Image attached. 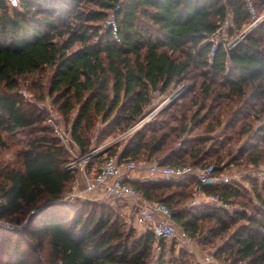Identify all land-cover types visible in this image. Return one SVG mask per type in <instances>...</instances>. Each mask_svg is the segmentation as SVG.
I'll return each instance as SVG.
<instances>
[{"label": "trees", "instance_id": "16d2710c", "mask_svg": "<svg viewBox=\"0 0 264 264\" xmlns=\"http://www.w3.org/2000/svg\"><path fill=\"white\" fill-rule=\"evenodd\" d=\"M22 2L21 9L0 11V146L2 132L38 127L41 133L19 152L21 167L0 170V264H41L42 254L48 264H148L155 248L150 230L130 244L133 232L125 233L109 203L87 208L64 199L75 178L65 167L68 152L44 126L45 114L19 93L22 77L51 69L49 95L56 96L63 116L78 107L71 135L87 152L86 133L99 117L100 146L148 115L152 92L172 98L199 69L200 84L190 83L127 141L97 159L123 146L121 161L214 165L217 178L244 166V159L255 168L264 165V21L232 49L219 42L210 57L227 9L235 23L229 36L253 22L243 0ZM253 2L260 16L264 0ZM89 3L97 8L86 7ZM115 10L119 41L105 26ZM250 100L260 102L253 110L255 125L243 121ZM129 183L142 197L172 209L178 226L193 238L202 236V248L216 247L217 256L230 264H264V184H254L250 192L233 181L203 187L228 206L239 205L230 211L190 206L198 192L193 176ZM226 235V242H215ZM167 249L173 254L169 264H191L173 243H163L154 264H166Z\"/></svg>", "mask_w": 264, "mask_h": 264}, {"label": "built area", "instance_id": "2783aa9c", "mask_svg": "<svg viewBox=\"0 0 264 264\" xmlns=\"http://www.w3.org/2000/svg\"><path fill=\"white\" fill-rule=\"evenodd\" d=\"M22 1L23 0H0V11L3 6L8 7L10 11L21 9ZM243 1L248 13L253 19V22L243 30H252L262 22L263 17L257 16L253 0ZM119 7L118 5L116 10H118ZM116 10L111 12V15L108 16L105 26L113 30L116 40L119 41L117 35ZM231 28H235V23L231 10L227 9L225 20L221 23L218 32L212 38L214 46L210 53L211 58L214 55L218 43L221 42L220 38L218 42L214 40ZM247 32L242 33L233 42L228 44L230 48L240 42ZM159 111V107L151 110L148 115L130 128L124 135L131 134L139 127L145 125L153 119ZM54 127L58 139L70 153L75 155V149L71 146V144H75V142L71 138L70 133L63 131V129L56 124ZM121 152L122 151H119L112 156L103 158L101 162L94 163L92 167L91 163H89L90 155L76 157L73 162L67 163L65 167L75 173L76 180L72 190L66 195L65 199L73 201L90 199L98 203H120L127 201L133 209L134 224L142 227L144 230H150L152 232L155 241L156 256L163 249V243H173L178 251L184 250L190 255H195L193 237L176 224L173 218L175 212L164 203L151 201L142 197L139 192L130 185L129 180H132V174L143 169L149 172L150 178L154 179L158 177L164 181H178L193 176L197 179V190L199 193L204 192L203 187L206 186L210 180H213V184L219 181L230 183L231 180L224 176L217 178L215 176L214 165L192 167L167 166L160 165L157 162L144 161L139 163L135 161L126 162L121 161ZM205 201L211 203V205L227 207V204L216 195L206 196ZM216 260L214 253H207L204 254L202 260L196 259L195 264H214Z\"/></svg>", "mask_w": 264, "mask_h": 264}, {"label": "rangeland", "instance_id": "374dc122", "mask_svg": "<svg viewBox=\"0 0 264 264\" xmlns=\"http://www.w3.org/2000/svg\"><path fill=\"white\" fill-rule=\"evenodd\" d=\"M86 7L97 8L94 4H91V3L87 4ZM110 15H111V13L109 14V16ZM261 16L263 17L262 18V22H263L264 21V11L263 10H262V12H260L259 17H261ZM247 26H244L243 29H245ZM252 30L247 29V30H242V32H240V33L235 32L236 34L234 36H231V35L229 36V34L227 32H224L221 35L222 37L220 36L214 41L218 42L219 38H220V40L225 43L226 48L232 49L233 47L230 48V46L228 44L233 42L242 33H245L248 31L245 34V36H247ZM244 38L242 40H244ZM50 75H51V69H47L41 73H37L36 75H29V76L20 78V80H19V84H20L19 93L23 96V98L25 100L30 102L32 105H35V107L40 109V112L42 111V113L45 114L46 122H45L44 126L51 127L50 129L53 130L56 137H57V134L55 132V127H54L55 124L60 126L63 129V131L70 133V136L73 139V137L71 135V130H72L73 121L76 118L77 113H78V107L68 116H63L61 114V112L59 110V104L56 103V99H57L56 96L55 95H53V96L49 95ZM188 76H189V80H186L185 82H183V84H181L180 87L174 91V94H173L174 96H172L173 99L177 98L179 95H182L184 93V91L186 89H188L190 83L193 84V83L198 82L200 84L202 81V77L200 78V76H199V69H193L192 72ZM151 95L153 97V102H152L153 104H151V108H149L150 111L153 110V107L161 101V98L158 95V93L152 92ZM172 98H170L171 99L170 101L168 100L166 105L163 104L165 106L161 105V110L163 108H165L172 101ZM256 103H258V104L256 105ZM250 105H251L252 111L250 109ZM255 105L257 107H259L260 102L250 100V104L247 108L250 111L245 112L246 118H245V120H243V121H245V123H252L254 125H255V123H257V122H255L256 120L254 119V117H256L255 116L256 114L253 112L254 108H256ZM101 119H102V117L98 118L96 126L92 130H89L87 133L85 132L86 136L90 140V144L88 146L90 148L87 152H84L83 149H81L79 147V145L73 139L75 144H71V146L73 149H75L76 153L74 155L73 153H70L66 149L68 152L67 163L73 162V160H75L76 157L85 156V155L91 156L89 159V163H91V164L99 163L102 161L103 157H105V156L100 158V160L97 159V156L100 155L101 153H103L105 150L109 149L116 142H118L121 139V137H123V135H122L123 133L117 134L116 136L112 135V136H110L109 139H105V141L100 146L96 145L97 137L101 133V130L104 128V125L101 123ZM50 121H52V122H50ZM260 122L264 123V119ZM51 130H50L49 134L51 136H53ZM40 133H41L40 128H38V127L28 129V130H24V131H18L14 134H7L6 132H2L4 145L0 146V170L7 169V168H19V167H21L22 166V159H21L19 152L26 146V144L28 143V141L30 139H32V137H34L35 135H38ZM85 133H84V135H85ZM121 141H126V140H121ZM237 148H238V145L236 146L235 149H237ZM225 150H227V149H224V151ZM219 151H222V150H219ZM242 164L244 165L242 167L232 166V167L228 168L223 174L224 177H228L231 181L236 183V185L242 186L243 188H245L249 192L254 187V184L258 183L259 186L264 184V165H262L259 168H255V166L249 164L248 160H246V159L243 160ZM137 175L141 176L142 174L137 172L136 174H132V177L136 178ZM146 178L149 179L148 181H152L149 176H146ZM75 180H76V177L74 178L73 183L71 185H69V187L67 188V194L72 190V187L74 186ZM67 200L73 201V200H69V199H67ZM76 201L79 202L80 204H86L87 208L92 207V206L96 207V206L101 205V204H107V203H102V202L98 203V202L92 201L90 199L74 200L73 202H76ZM187 202H189V200H187L186 203ZM186 203L184 202V204H186ZM188 204L191 205L190 203H188ZM210 204L211 203H208V205H210ZM109 205L114 209L115 213H117V215H119L121 217V219L123 221L122 223L124 224L122 227L125 230V233L133 232V236H132L133 238H131V240H130V244H132L133 240L135 238H138L140 235H142L145 232V230L142 227L134 224V222H133V209L131 208V205L127 201H123L120 203H109ZM185 206H188V205H185ZM238 206L239 205L236 203V205L234 204L231 207L227 205L226 208H228L231 211L235 207L237 208ZM204 225H208V224H204ZM202 232H206V229H205V231H202ZM227 237H228V235L225 236V239L223 238L225 240L223 242H222V239H220V238L217 239L215 242L222 244L228 240ZM202 239L203 238L201 235L198 236L197 239L193 238V244L195 247V255H190L188 252L181 250L185 254H188V256L190 257V263L191 264H195L196 259L202 260L204 254H207V253H214L215 258L217 259L214 262V264H230L229 260L224 261V259H223L224 257L220 258L217 256L216 247L211 246V247L206 248V249L202 248V246L200 245L201 243L199 241ZM45 255L44 254L38 255L41 264H48L47 260L45 258ZM157 257H158V255L156 256L155 248L154 249L152 248L151 256L148 258V264H154V261H155V259H157ZM165 257H166V261H165L166 264H169L170 261L173 259V254L170 253L169 250L167 249ZM240 264H244V263H240Z\"/></svg>", "mask_w": 264, "mask_h": 264}, {"label": "crops", "instance_id": "0c3cea01", "mask_svg": "<svg viewBox=\"0 0 264 264\" xmlns=\"http://www.w3.org/2000/svg\"><path fill=\"white\" fill-rule=\"evenodd\" d=\"M156 93V92H155ZM160 98H161V96H160ZM168 100L170 101L171 99H170V97H167L166 99H164V100H162L161 99V101L157 104V105H155L154 106V108L153 109H155V108H157V107H159L160 108V110H161V105H163V104H167V102H168ZM166 102V103H165ZM165 105H163V106H165ZM136 125V124H135ZM133 127V126H132ZM131 127V128H132ZM142 127V126H141ZM141 127H139L137 130H139ZM136 130V131H137ZM128 131V130H127ZM127 131H125L122 135H124ZM136 131H134V132H136ZM133 132V133H134ZM133 133H131V134H128V135H124L123 137H121V139L118 141V142H120L121 140H128L131 136H132V134ZM121 135V136H122ZM126 136V137H125ZM110 138V137H109ZM109 138H107V139H109ZM117 143V142H116ZM122 148H123V146H120V151H122ZM141 173L142 175L141 176H136V178H133L132 177V181H148L149 179H147L146 178V176H149L150 177V174H149V172L148 171H146V170H138V171H136L134 174H136V173ZM152 181H155V180H162V179H160V178H158V177H156V178H154V179H152V178H150ZM131 181V180H130ZM196 190H197V188H196ZM198 191V190H197ZM206 196H208L207 194H205L204 192L203 193H199V192H197V193H194V197H193V199H192V201L190 202V206H198V205H201V204H208L206 201H205V197Z\"/></svg>", "mask_w": 264, "mask_h": 264}, {"label": "water", "instance_id": "95a60500", "mask_svg": "<svg viewBox=\"0 0 264 264\" xmlns=\"http://www.w3.org/2000/svg\"><path fill=\"white\" fill-rule=\"evenodd\" d=\"M212 184H213V180H210L207 185H212Z\"/></svg>", "mask_w": 264, "mask_h": 264}]
</instances>
